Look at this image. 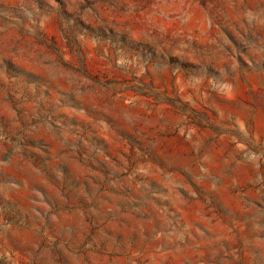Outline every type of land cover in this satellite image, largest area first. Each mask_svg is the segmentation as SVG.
<instances>
[{"label": "rangeland", "instance_id": "1", "mask_svg": "<svg viewBox=\"0 0 264 264\" xmlns=\"http://www.w3.org/2000/svg\"><path fill=\"white\" fill-rule=\"evenodd\" d=\"M0 264H264V0H0Z\"/></svg>", "mask_w": 264, "mask_h": 264}]
</instances>
